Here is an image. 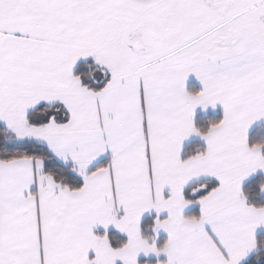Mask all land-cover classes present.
Wrapping results in <instances>:
<instances>
[{"label": "snow or ice", "instance_id": "6c2138e0", "mask_svg": "<svg viewBox=\"0 0 264 264\" xmlns=\"http://www.w3.org/2000/svg\"><path fill=\"white\" fill-rule=\"evenodd\" d=\"M0 264H264V0H0Z\"/></svg>", "mask_w": 264, "mask_h": 264}]
</instances>
